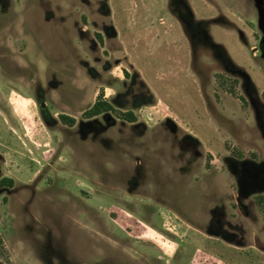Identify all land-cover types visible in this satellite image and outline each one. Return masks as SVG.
Masks as SVG:
<instances>
[{
	"label": "rangeland",
	"instance_id": "rangeland-1",
	"mask_svg": "<svg viewBox=\"0 0 264 264\" xmlns=\"http://www.w3.org/2000/svg\"><path fill=\"white\" fill-rule=\"evenodd\" d=\"M0 264H264V0H0Z\"/></svg>",
	"mask_w": 264,
	"mask_h": 264
},
{
	"label": "trees",
	"instance_id": "trees-1",
	"mask_svg": "<svg viewBox=\"0 0 264 264\" xmlns=\"http://www.w3.org/2000/svg\"><path fill=\"white\" fill-rule=\"evenodd\" d=\"M105 111V103L100 102V100L95 101L91 109L87 112L91 116L97 115ZM64 118V117H63Z\"/></svg>",
	"mask_w": 264,
	"mask_h": 264
},
{
	"label": "flooded vegetation",
	"instance_id": "flooded-vegetation-1",
	"mask_svg": "<svg viewBox=\"0 0 264 264\" xmlns=\"http://www.w3.org/2000/svg\"><path fill=\"white\" fill-rule=\"evenodd\" d=\"M254 173H255V174H256V173L260 174V172H259V171H257V172H254Z\"/></svg>",
	"mask_w": 264,
	"mask_h": 264
}]
</instances>
